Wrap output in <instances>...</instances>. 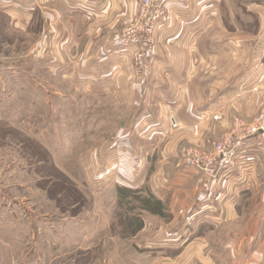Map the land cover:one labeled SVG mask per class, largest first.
Listing matches in <instances>:
<instances>
[{"label": "rangeland", "instance_id": "374dc122", "mask_svg": "<svg viewBox=\"0 0 264 264\" xmlns=\"http://www.w3.org/2000/svg\"><path fill=\"white\" fill-rule=\"evenodd\" d=\"M142 1L104 0L108 15L91 22L83 2L72 15L56 5L53 18L27 10L36 0H0V264H264L263 187L222 208L216 225L182 211L213 198L207 175L220 143L264 123L262 86L253 113L236 105L209 117L186 110L181 73L152 77L156 58L188 52L186 25L221 16L229 31L231 10L264 2ZM243 15L234 18L240 40L258 34L246 32ZM214 37L231 35L203 39ZM250 55L239 49L240 93L260 81L249 74L262 53L248 65ZM189 169L195 180L169 182L174 171L188 179Z\"/></svg>", "mask_w": 264, "mask_h": 264}, {"label": "crops", "instance_id": "0c3cea01", "mask_svg": "<svg viewBox=\"0 0 264 264\" xmlns=\"http://www.w3.org/2000/svg\"><path fill=\"white\" fill-rule=\"evenodd\" d=\"M78 2H83L86 5V14H88L91 19L94 18L91 22L94 20L96 22L95 18H102L104 15H108L109 9H105L104 0H36V4H33L31 8H29L27 2L24 4L29 12H35L37 9L40 15L44 17L53 16L54 18V11L56 12V10H53V7L61 4L67 9L65 14L72 15L74 14L73 8ZM257 8V10H250V8L247 7L246 11L240 13L244 14L243 16L248 17V20L246 21L248 26L246 32H258V34H254L251 38L247 39L240 40L238 36L234 37V35L240 30L238 27L239 23L235 22L234 18L240 14L233 12V10L229 13L231 22V28L229 31L223 25L221 16L219 17L220 22L218 21V23L214 25H207V23L206 25L205 23L186 25L185 31L183 30L182 32L185 33V37L188 36V42H190L188 52L184 51L182 59H173L168 56L163 59L156 58L154 65L156 66V70L154 73L152 72V77L155 79L156 75L160 79L171 80L176 78L175 74L181 73L182 79L187 81V84L183 85V88L180 86L176 89V92L183 91L184 95H186L184 103L187 111H193L194 113L205 112L207 113L205 114L206 116L209 115V117H212L215 114L224 113L230 108H235L237 110V106H240L244 110L246 109L247 113H253L255 107L253 105L248 107V105L250 99L252 100V98L254 96L256 97V94H258L254 91L255 86L261 85V89H263L261 93L264 94V3L262 7ZM97 9H101V11ZM56 16H59V13L56 12ZM256 20H258V27H254ZM175 28V30H177L178 26ZM208 31L224 32L231 35V37L227 40L214 37L213 39H209L212 42H207L203 38L206 37ZM178 39V37H175L174 42ZM171 42L173 41L171 40ZM240 48L245 50L250 49L252 56H248V59L246 60L248 65L249 63H254L255 51L262 53L258 59L260 60L259 64H256L249 74V78L259 75L260 81L256 84L252 83L249 88L246 86V89L248 88V90L245 92L243 91V93H240L241 88H239L240 82L238 80V55ZM180 64H182V68H180ZM179 68L181 71H178ZM254 82H257V80H254ZM244 84L247 85V83ZM247 97H250L249 100ZM167 109L170 111L172 110L169 106H167ZM209 113L215 114L210 115ZM204 119L206 118H203V120L196 119L195 121L191 119L192 121H188L192 122L195 127L202 126L203 123H206ZM189 122L188 124H190ZM180 123L181 122L179 121V124ZM192 126L188 128H192ZM263 146L264 145L260 142L259 138L249 139L237 150L236 155L238 156V159L235 167L224 169L219 167V163L215 164L211 169V172L207 175V178L212 182L211 184L214 185L213 198L205 202H199L196 197V203H192L191 207H184L182 211L185 214L189 213L190 209L196 210V214L191 215L189 220H197L202 225L219 224L223 221V216H221L222 208L227 207L229 204H232L233 207L234 202L236 200L238 201L243 193H245L244 195L252 196V198L255 197L254 195L260 191V188H264V182H261L262 175L264 174V154L259 152V147L262 148ZM157 149L158 146L154 152H157ZM123 156L125 160H129L126 152ZM248 165H252V168H248ZM187 172L189 173L187 174L189 175L188 179L185 175L181 176L177 171H174L175 176L169 182H181L180 184L183 185L184 182L195 180L194 178L196 177L194 176L198 175V173H193L190 169ZM202 173L205 174L203 171ZM120 174L122 176V172H120ZM178 175L181 177H176ZM177 185L179 186L177 183L172 187L169 186V192L174 193ZM182 204V201L177 198L173 201L174 208L181 206ZM262 206L264 207L263 204ZM235 210L236 209L231 208L228 215L230 216V220L239 217L236 216L234 212ZM254 219L255 216L250 219L252 220L251 223L253 224L255 221L259 224V221ZM249 237L252 239V235Z\"/></svg>", "mask_w": 264, "mask_h": 264}, {"label": "built area", "instance_id": "2783aa9c", "mask_svg": "<svg viewBox=\"0 0 264 264\" xmlns=\"http://www.w3.org/2000/svg\"><path fill=\"white\" fill-rule=\"evenodd\" d=\"M142 2L144 7H151L155 4V0H143ZM151 30L152 28L150 27V31ZM145 42L152 43V39H146ZM143 59V55L137 59L140 65H143ZM174 126H177L175 122ZM253 138H259L260 142L264 145V123H258L256 125L247 127L246 132L243 133L239 138L228 136L225 142L220 143V149L212 159L213 162L215 161V164L219 163V167L224 169L235 167L237 163V150L243 146L244 142ZM262 149L264 150V146ZM248 168H252V165H248Z\"/></svg>", "mask_w": 264, "mask_h": 264}]
</instances>
